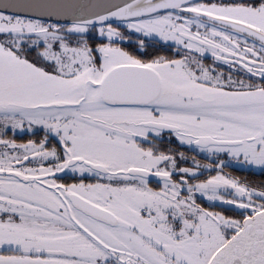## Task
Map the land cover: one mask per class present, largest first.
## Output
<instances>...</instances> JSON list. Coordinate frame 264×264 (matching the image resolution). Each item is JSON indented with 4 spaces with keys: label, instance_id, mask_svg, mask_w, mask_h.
<instances>
[{
    "label": "rangeland",
    "instance_id": "374dc122",
    "mask_svg": "<svg viewBox=\"0 0 264 264\" xmlns=\"http://www.w3.org/2000/svg\"><path fill=\"white\" fill-rule=\"evenodd\" d=\"M184 9L187 12L167 11L116 25L86 28L105 40L94 48L98 64L91 57L86 37L71 35L59 24L0 14V31L13 29L14 36L12 40H0V87L3 96L17 104L2 107L0 99V183L4 191L37 194L71 189L118 220L115 226L106 225L67 210L60 198L52 197L26 200L22 211L25 220L13 221L18 208L14 204L24 201L15 202L21 196L4 194L1 198L12 202H0V230L35 235L42 242H17L20 253L16 257L35 259L29 264H208L241 224L221 214L210 218L196 206L195 197L216 202L222 198L220 190L227 192L229 187L233 197L246 203L253 196L264 198L260 192L219 171L208 183L177 187L162 182L155 190L144 181H114L119 170L131 165L156 171L162 167V161L172 166L170 158L159 156L154 161L134 151L132 133L162 135L195 150L213 162L215 168L256 172L264 169V88L258 81L264 72L248 74L245 67L231 68L232 74L224 79L211 67L214 55L229 54L264 70V46L211 20L237 23L264 35V1L257 6L194 2ZM26 35L33 38L30 45L43 46L39 54L46 64L34 66L18 51L16 45ZM129 35L139 37L140 44L155 39L186 50H179V60L140 62L118 43ZM194 50L205 53L208 62ZM204 63H210V72L203 67ZM124 66L155 70L162 78V98L153 105L111 106L102 103L89 88L82 102L87 86L101 81L108 70ZM19 102L24 109H20ZM70 103L74 105L57 106ZM123 131L128 134L125 139ZM37 133L42 134L40 143L33 141V137L26 142L17 139ZM47 136L58 138L61 145L68 147V153L62 155L60 150L52 152L55 160L51 163L41 158ZM210 141L235 144L208 145ZM33 154L41 156L37 163L19 165ZM75 159L100 162L112 174H97L83 163L68 166ZM65 167L80 178L97 179L63 188L54 182L53 174ZM36 170L40 171L38 175L43 173L39 177L47 184L26 180ZM10 173L23 177L22 184ZM12 235L0 233L8 247L15 246L11 244ZM35 246L60 254H43L36 259L40 255L31 252L36 250ZM0 264L28 263L9 259Z\"/></svg>",
    "mask_w": 264,
    "mask_h": 264
},
{
    "label": "water",
    "instance_id": "95a60500",
    "mask_svg": "<svg viewBox=\"0 0 264 264\" xmlns=\"http://www.w3.org/2000/svg\"><path fill=\"white\" fill-rule=\"evenodd\" d=\"M197 1L200 0H0V13L65 25L69 34L84 36L88 27L146 18L167 11L187 12L184 7ZM211 20L264 46V35L261 33L226 20ZM229 63L244 66L235 61H229ZM89 88L93 89V94H98L102 103L111 106L153 105L163 95L161 76L155 70L145 66H124L108 70L101 77V81L94 83L93 86H87L82 102L87 98ZM0 99H2V107H17V104H14L8 96L6 98L3 96L2 87H0ZM65 105L74 104H58L57 106ZM19 106L20 109H24L22 102H19ZM37 106L33 107L37 108ZM211 144L233 145L235 143L210 141L208 145ZM82 162L80 159L73 160L68 166ZM83 163L94 170L103 173L106 171L100 170L103 168L100 165ZM129 173L148 179L165 177L141 169H132ZM69 200L77 211L95 221L110 226L118 223L113 214L75 194H70ZM213 204L229 211L245 212L248 209L231 202L217 201ZM49 253L60 254V252L52 251ZM208 264H264V209L245 218L240 229L216 251Z\"/></svg>",
    "mask_w": 264,
    "mask_h": 264
},
{
    "label": "flooded vegetation",
    "instance_id": "af4514ba",
    "mask_svg": "<svg viewBox=\"0 0 264 264\" xmlns=\"http://www.w3.org/2000/svg\"><path fill=\"white\" fill-rule=\"evenodd\" d=\"M210 1H214L217 3H226L229 4V1L227 0H200L197 2H210ZM2 15V13H0ZM4 16H9L11 18H19V17H15V16H10V15H5ZM24 20H28L26 18H24ZM31 20V19H29ZM65 27V26H64ZM65 29V28H64ZM13 29L12 30H8L4 33H2L0 31V40H12L14 38L13 36ZM33 41V38L31 36H24L23 39H21L20 43L18 45H16L18 47V51L20 53L23 52V50L26 49V47H40L39 49H41L43 46L42 45H37V46H32L30 45ZM150 41H156L159 42L155 39H150ZM136 43H138V41H136ZM145 44L147 45H151L152 42H146ZM165 45V44H163ZM168 45V44H167ZM172 48H174V50L179 53L178 58H176V60H179L181 58V52L182 49L185 48H179V50L175 47L172 46ZM186 50V49H185ZM195 54L200 55L201 57H203L204 61L208 62L209 58L207 56H205V53L199 52L197 50H194ZM140 62H144L139 60ZM229 61H235L238 62L242 65H244L246 68L244 71H246V73L248 74H253V73H259L260 71L262 72L263 70H260L258 68H256L255 66L252 65H248L246 63H244L242 60L236 59L234 57L229 56V54H217L213 56V65L211 66L215 72H219L221 74L222 78H227L229 77V70L231 68H240L243 69L244 66H240L237 64H233V63H229ZM149 61L145 62L148 63ZM203 67H206L207 70L210 72V63H204ZM183 85H188V82H182ZM119 131H121L120 129H118ZM39 134V135H38ZM124 136V139L126 138L127 131H123L121 133ZM133 136H130L131 138H133V142H134V151H139L141 154L147 155L149 158H151L152 160L156 161V158L159 156H163L165 158H170L172 159V166H170V164L166 161H162V167H160L157 171L154 168H143V167H138V166H129L126 169H122L119 170L118 174L115 176L114 181L116 183L119 184H137V183H142L139 181H144L148 187L152 190H155L156 187L160 186L162 182H167L170 183L174 186H193L196 184H200L202 182L208 183L210 180H212V178L215 177L216 172H220V173H224L225 175L231 176L233 179H236L237 181H239L240 183L246 185L247 187L251 188L254 191L260 192L263 196H264V177L262 178H249L248 176L245 177V179H241V176H239L238 174H241V172L243 173H253V174H261L264 172V169L256 172L253 170H241V169H235V168H231V167H223V168H215L214 167V163L211 162L210 160H208L205 157H202L200 154H198L195 150H190L188 149V147H184L181 146L180 144L178 145L176 142L174 141H169L167 139H165L162 135L159 136H152V135H142V134H138V133H132ZM160 134H162L160 132ZM24 137H17L18 140L21 141H25V139L23 140L22 138ZM42 138V134L41 133H37V135L33 138V141H36L37 143H40ZM56 138V137H55ZM53 136H47V140L46 143L43 145V150H44V156L41 157L40 155L37 154H33L31 156L27 157V161L24 162L23 164L20 163L19 165H24V164H33V163H37V159L39 157L43 158L45 160V162H53L55 160L52 152L57 153V150L59 151V153L62 155L65 151L68 153V147L64 145H61L56 138L55 139ZM123 139V140H124ZM27 140V139H26ZM171 143L176 144V148L175 146L171 147ZM52 145V146H51ZM121 146V145H120ZM66 149V150H65ZM172 149V151H170ZM173 154V155H170ZM77 160V159H75ZM81 160V159H80ZM73 161V160H72ZM83 161V160H82ZM83 162H88V161H83ZM82 162V163H83ZM198 162V163H197ZM92 164L95 165H100L102 166V164L100 162H90ZM202 163V165H201ZM77 164V163H75ZM73 164V165H75ZM1 165V163H0ZM73 165H70L73 166ZM83 166H85L86 168H88L89 170H91L92 172H95L97 174H106L108 176H111V172L109 169H105V167H103L102 169L100 168V170H106L104 173L98 170H94L91 167L85 165L84 163L82 164ZM208 167V168H204V167ZM132 169H141V170H146L152 174L155 175H159V176H165L162 179H148V178H143L141 176L138 175H131L129 172ZM35 170V169H34ZM32 170V171H34ZM37 173L33 174H28L26 178L27 181L36 183V184H47L45 181H43V179L41 177H39L40 175H42L43 173L41 172L40 175H38L40 173L39 170H36ZM239 172V173H238ZM236 173V174H235ZM12 175H14L16 177V181L20 182L23 181V177H21L20 175L18 176L17 174L14 173H10ZM33 175V176H31ZM53 177L55 179L54 182H56L57 185L62 186L63 188H66L67 186H69L72 183H77L80 181H85V182H93L94 180H96V176H83L82 178L73 175L71 173H69V168H63L62 170H59L57 172H54ZM73 178L71 181L69 182H65L67 179ZM22 184V182H20ZM4 185H2L0 183V202L7 204V203H11L12 200H4L3 198H1L2 195L4 194H8L11 195L13 193H9V192H5L4 191ZM222 198H219L216 200L217 201H222V202H231V203H235V204H239L242 206L247 207L248 209L245 212H236V211H229V210H224L222 208H220L219 206H214V202L211 201H206L204 198H202L201 196H196L197 198H199L198 200H194L195 201H201L202 203H198L196 204L197 207H199L202 211H204L210 218L214 217L213 219L217 218V214H221L223 217L226 218H230L233 219L234 221H238L239 224H241L243 222V220L251 215H253L255 212L260 211L262 209H264V198H260L257 196H253L251 198V202H255V203H251V202H244L241 200L236 199L235 197H233V195L231 194V192H229V187H227V192L226 191H222L220 190ZM70 194H75L72 193L71 189L70 191L63 189L62 193H37V194H26L23 192H15L13 195L14 197H19L21 196L20 199L14 200L16 201H24L22 203L16 202L18 208H17V216L16 218L13 219V221L15 219H17L18 221H24L25 220V212L23 211V207L25 206V201L30 199V200H49L52 197H57L60 198V201L63 203V205L65 206V208L71 212H79L77 211L70 203L69 200V196ZM23 195H25V197H23ZM79 197H81L79 194H75ZM23 198V199H22ZM82 198V197H81ZM5 201V202H4ZM245 209V208H244ZM82 214V213H81ZM11 232L12 235V241L11 244H15L14 247H8L6 246L7 244H5L3 241V239L0 236V263L6 260H23V262H27L28 264L34 260H29L28 258H21V257H16L19 255L20 250L18 249V244H16L19 241H23V245L28 243L30 245L32 244H42V242H40L39 240H37V238L35 237V235H18L17 232L11 230V229H4L2 228L0 230V233H9ZM36 247V250L31 249V252L36 251V253L40 256H37L36 259H40V257H42L43 254H51L49 253L50 250L47 249H41V247ZM31 257H33L32 255H30ZM35 258V257H33ZM45 261V259L43 260Z\"/></svg>",
    "mask_w": 264,
    "mask_h": 264
},
{
    "label": "trees",
    "instance_id": "16d2710c",
    "mask_svg": "<svg viewBox=\"0 0 264 264\" xmlns=\"http://www.w3.org/2000/svg\"><path fill=\"white\" fill-rule=\"evenodd\" d=\"M227 1H229L230 4H235V5L241 4V5L257 6L258 4L263 2L264 0H227ZM116 24L117 23H114L112 25H116ZM65 27L67 28V26H65ZM88 28L91 29L92 27H88ZM71 35H74V34H71ZM75 36H79V35H75ZM84 37H86V39H87L88 46L91 47V53H90L91 57L94 58L95 64H98L99 62H98V58H97V53L95 52L94 48L96 46L101 45L103 42H105V40L99 39L95 34L90 33L89 30H87V29H86V33L84 34ZM127 37L128 38H126V40L118 42L120 44V47L127 54H130L134 57H137L141 61L147 62V61H152V60H156V59L174 60V59L178 58V56H179V53H177L174 50V48H172V46L163 45L159 42L150 41V40H148V41L152 42L151 45L145 44L148 41H145L142 44H140L139 43V40H140L139 37L134 36V35H129ZM136 41H138V43H136ZM21 54L24 57H26L30 63L34 64V66L43 65V63L46 64L45 59H43L42 56L39 54V48L38 47H26V49L23 50V52ZM262 72H264V70ZM258 81H259L261 87L264 88V77L260 78ZM36 135L37 134H35V136ZM35 136L24 135V137L22 139L26 140L30 137L34 138ZM172 146H175V148H176L177 145L171 143V147ZM170 151H172V149ZM238 175L241 176V179H243V180L247 176L249 178H262V177H264V172L261 174L241 172V174H238ZM72 179L73 178L67 179L65 182L67 183V182L71 181ZM195 199L198 200L199 198L195 197ZM198 203L201 204L202 202L200 200L195 201V204H198Z\"/></svg>",
    "mask_w": 264,
    "mask_h": 264
}]
</instances>
